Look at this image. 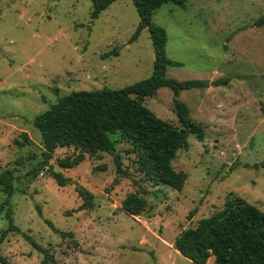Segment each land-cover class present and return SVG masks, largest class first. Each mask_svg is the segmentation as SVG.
I'll return each instance as SVG.
<instances>
[{
    "label": "rangeland",
    "instance_id": "1",
    "mask_svg": "<svg viewBox=\"0 0 264 264\" xmlns=\"http://www.w3.org/2000/svg\"><path fill=\"white\" fill-rule=\"evenodd\" d=\"M89 10V0H0V172L16 177L8 197L0 184V231L9 206L14 225L52 261L42 263L43 254L15 232L5 235L0 254L9 264H192L173 247L180 231L232 196L264 212V167L253 166L264 160V22L254 24L264 0L165 2L151 14L165 31L166 56L178 62L166 66V78L227 79L179 91L204 135L199 141L190 134L189 147L171 161L185 176L179 191L143 180L118 133L110 137L125 176L102 151L83 153L71 168L57 165L77 154L72 146L56 147L48 161L68 184L58 186L45 169L26 174L42 148L34 115L70 91L120 88L151 73L147 30L128 42L138 22L131 1L114 0L94 19ZM142 104L178 125L167 86ZM76 184L92 194L90 207L81 208ZM130 192L144 200L138 214L120 207ZM212 262L210 256L205 264Z\"/></svg>",
    "mask_w": 264,
    "mask_h": 264
},
{
    "label": "trees",
    "instance_id": "2",
    "mask_svg": "<svg viewBox=\"0 0 264 264\" xmlns=\"http://www.w3.org/2000/svg\"><path fill=\"white\" fill-rule=\"evenodd\" d=\"M89 17L94 19L114 0H89ZM138 16V22L128 42L134 40L142 29H146L152 45V68L147 78L135 81L120 88L70 91L57 98L56 102L34 115L33 126L40 133V159L31 164L26 172L29 179L34 178L43 169L58 186L70 182L69 177L59 171H53L48 163L56 147L72 146L78 149L74 157L57 159L62 168H71L83 159V153L94 154L102 151L111 156L115 174L125 176L120 155L111 134L118 133V138L128 143L127 152L134 155L135 170L142 179L152 185L163 184L179 191L184 182V174L171 166V161L179 149L190 145L188 136L192 134L202 140V126L188 114L187 105L179 100L181 89L189 87H207L226 82V77L208 82L206 80L176 81L165 77L167 65H178L165 54V31L151 22L152 12L161 4L170 2L182 5L185 0H130ZM264 15L259 16L254 24L261 25ZM167 86L172 92V110L178 125L157 117L142 104L144 97L152 96L161 87ZM26 140V133L21 132ZM264 167V160L253 166ZM16 179L9 171L0 172L1 191L10 196ZM114 177L112 182H117ZM74 191L81 199L80 206L90 207L92 194L80 185ZM7 203L5 199L3 201ZM6 205V204H5ZM120 207L128 214H138L144 207L140 195L127 193L120 202ZM3 207L0 206V210ZM12 210L7 206L3 217L6 227L0 231V243L8 232L20 233L45 260L52 261L44 249L29 235L21 232L14 225ZM52 228L50 222H47ZM174 249L192 264H205L212 256V264H264V212L238 196L224 201L220 210L206 218L199 219L193 227L186 228L174 238ZM0 263L9 264L0 254Z\"/></svg>",
    "mask_w": 264,
    "mask_h": 264
}]
</instances>
